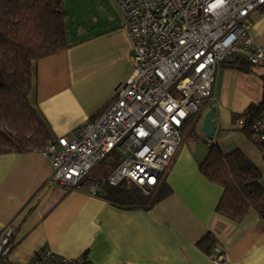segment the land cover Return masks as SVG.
I'll use <instances>...</instances> for the list:
<instances>
[{
	"label": "crops",
	"instance_id": "0c3cea01",
	"mask_svg": "<svg viewBox=\"0 0 264 264\" xmlns=\"http://www.w3.org/2000/svg\"><path fill=\"white\" fill-rule=\"evenodd\" d=\"M116 1L72 2L78 16L72 23L79 25L75 30L86 34L73 38L65 20L68 46L33 64L29 102L52 138L68 135L74 126L98 114L111 100L117 83L132 71V52ZM262 21L264 7L252 31ZM216 71L209 101L217 107L213 135L207 136L202 128L208 111L204 106L193 114L197 137L182 138L162 177L171 193L149 209L119 208L84 189L51 182L49 158L38 150L16 149L11 138L12 144L0 149V231L7 224L14 228L9 257L30 261L49 247L70 257L87 253L94 264H264V222L254 209L239 221L218 214L223 189L198 168L211 138L223 153L239 150L251 160L264 188L263 152L234 118L248 104L260 101L264 65L246 73L222 63ZM254 76L260 99L237 96L239 83L247 86ZM206 233L217 239L213 253H225L222 262L214 263L195 246Z\"/></svg>",
	"mask_w": 264,
	"mask_h": 264
},
{
	"label": "built area",
	"instance_id": "2783aa9c",
	"mask_svg": "<svg viewBox=\"0 0 264 264\" xmlns=\"http://www.w3.org/2000/svg\"><path fill=\"white\" fill-rule=\"evenodd\" d=\"M131 48L132 71L111 100L68 135L50 139L39 152L49 158L50 181L99 194L102 185L133 183L149 193L162 180L181 144L186 119L213 100L215 71L225 61L264 65V46L252 28L264 0H117ZM242 122V120H240ZM249 131L264 142V108ZM214 143L210 138L208 144ZM115 158L110 173L92 175ZM14 228L0 231V264H94L87 253L70 257L49 247L30 261H15ZM214 263L224 252L210 255Z\"/></svg>",
	"mask_w": 264,
	"mask_h": 264
},
{
	"label": "trees",
	"instance_id": "16d2710c",
	"mask_svg": "<svg viewBox=\"0 0 264 264\" xmlns=\"http://www.w3.org/2000/svg\"><path fill=\"white\" fill-rule=\"evenodd\" d=\"M65 15L62 0H0V134H9L18 150L39 151L52 139L43 119L30 104L29 93L34 62L69 44ZM223 64L246 73L254 67L238 59ZM261 80L260 101L248 104L234 118L242 120L241 129L264 156V142L249 131L264 108V74ZM108 162L113 166L116 161L111 157ZM198 168L206 179L223 189L216 205L218 214L239 221L249 209H254L264 222L261 173L241 151L223 153L212 143ZM170 193L165 179L149 193L123 180L116 185H102L98 195L119 208L149 209ZM216 244L217 239L206 233L195 246L210 256Z\"/></svg>",
	"mask_w": 264,
	"mask_h": 264
},
{
	"label": "rangeland",
	"instance_id": "374dc122",
	"mask_svg": "<svg viewBox=\"0 0 264 264\" xmlns=\"http://www.w3.org/2000/svg\"><path fill=\"white\" fill-rule=\"evenodd\" d=\"M76 1L77 0H62V4H63L64 10H65V13H66L65 20H67V24L69 26V31H71V33H72L71 35L73 36V38H75L76 36L79 37L80 35H85L86 34V31H84L82 34H80V31H76L75 29L79 25L77 26L76 23H75V25L73 24L78 19V16L73 11L74 10V5L72 3V2H76ZM72 21H73V23H72ZM254 25H255V23H254ZM252 35L255 38L256 42H258L259 44L264 46V21H262L257 26V28H255L254 31H252ZM258 66H261V65H258ZM216 73H217V71L215 72V77H216ZM255 82L257 83L256 76H254L253 78H250L249 84L247 86L243 85L242 82L239 83V88L237 89L238 92L236 93L237 96L240 95V93H241L242 97L245 98L246 100L250 99V100H253V101H257L258 99H260L259 98V96H260L259 89H258V87H257ZM214 84H215V81H214ZM214 84H213V87H214ZM218 103H219V98L217 99V104ZM204 106L208 107L207 110H209L212 107H215L216 111H217V107L215 106V101L214 102L213 101L212 102H208L206 100ZM240 113H235V114L238 115ZM192 119H193V114H191L188 117L187 123H189V124H188V126H186L187 128L185 127L184 130L181 132L183 141L184 140H188L189 139L188 136H191V135L195 136L197 134V132L194 133L195 132V128H194V123H192L193 122ZM186 136H187V138H186ZM195 137H197V136H195ZM198 142L199 143H203L201 140H199ZM9 144H12L11 137L6 132H2L0 134V149L8 148ZM112 168H113V166L109 164L108 160H106V161H103V162L99 163L93 169L92 174L96 178L105 177V176H107L110 173ZM167 170H168V168H166L162 172L163 177L166 176Z\"/></svg>",
	"mask_w": 264,
	"mask_h": 264
},
{
	"label": "water",
	"instance_id": "95a60500",
	"mask_svg": "<svg viewBox=\"0 0 264 264\" xmlns=\"http://www.w3.org/2000/svg\"><path fill=\"white\" fill-rule=\"evenodd\" d=\"M217 111L215 107L210 108L203 116L202 128L205 134L209 137L213 135L215 123H216ZM143 189L147 190V186H143Z\"/></svg>",
	"mask_w": 264,
	"mask_h": 264
}]
</instances>
